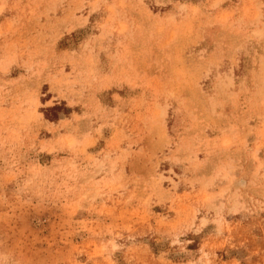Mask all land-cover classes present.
Here are the masks:
<instances>
[{"label": "rangeland", "instance_id": "obj_1", "mask_svg": "<svg viewBox=\"0 0 264 264\" xmlns=\"http://www.w3.org/2000/svg\"><path fill=\"white\" fill-rule=\"evenodd\" d=\"M0 264H264V0H0Z\"/></svg>", "mask_w": 264, "mask_h": 264}]
</instances>
